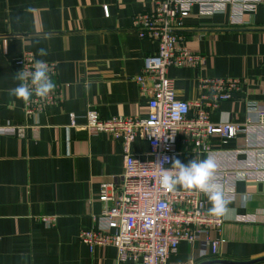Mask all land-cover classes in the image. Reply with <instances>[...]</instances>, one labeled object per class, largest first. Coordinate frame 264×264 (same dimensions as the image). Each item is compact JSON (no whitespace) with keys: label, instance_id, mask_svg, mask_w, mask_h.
I'll return each instance as SVG.
<instances>
[{"label":"crops","instance_id":"0c3cea01","mask_svg":"<svg viewBox=\"0 0 264 264\" xmlns=\"http://www.w3.org/2000/svg\"><path fill=\"white\" fill-rule=\"evenodd\" d=\"M158 1L0 0V125L27 124L22 136L0 135V264H120L115 247L91 248L79 237L81 230L97 225L94 215L103 210L101 184L124 171L121 140L84 128L85 115L91 108L104 119L148 117L151 95L136 77L158 45L139 36L134 17ZM248 3L236 11L241 20L233 24L228 13H202L195 6L179 31L186 47L202 54L205 63L168 70L177 98L196 101L202 94L201 76L244 82L240 93L212 113L213 121L243 123L248 115L256 121L245 103L264 104V0ZM40 48L48 55L39 56ZM24 52L57 64L60 104L37 118H27L23 101L9 96L19 83L15 60ZM250 136L260 142L262 127L253 126ZM213 140L218 144L217 137ZM244 140L241 135L228 147ZM149 151L146 140L136 139L130 146L132 154L142 157ZM179 151L184 163L207 158L191 154L187 144H179ZM259 159L264 163L263 154ZM235 189L223 229L214 233L222 239L219 252L182 242L169 264L264 258V181H238ZM241 194L249 197L244 207ZM42 215L56 216V223H43ZM252 264H264V259Z\"/></svg>","mask_w":264,"mask_h":264},{"label":"built area","instance_id":"2783aa9c","mask_svg":"<svg viewBox=\"0 0 264 264\" xmlns=\"http://www.w3.org/2000/svg\"><path fill=\"white\" fill-rule=\"evenodd\" d=\"M248 0H159L153 8L138 13L134 26L143 39L156 41V54L144 58L142 73L136 81L143 91L151 95L147 118L129 119L111 117L104 119L97 109L89 108L84 128L95 133L109 132L121 140L124 151V171L101 184L99 200L101 213L94 215L95 227L79 233L81 241L89 247L95 245L115 247L120 264H169L182 242L200 243L203 249L219 252L221 232L226 217L209 213L206 195L195 189L176 186L169 190L160 183L163 168H171L170 162L157 165L180 154L179 144H187L195 156L211 155L217 162L216 181L226 196L236 199L235 184L238 181L259 179L264 181V104L255 101L245 103L248 114L257 120L234 122L221 118L213 121L211 115L222 103L232 100L243 89V80L237 77H200L201 96L194 102L176 96L174 81L168 76L172 67L201 68L205 57L194 53L184 44L179 31L193 7L202 13H228L230 22L239 23L236 11L248 5ZM108 15V7L104 8ZM236 13V14H235ZM244 23V22H243ZM36 61L32 52H24L15 60L19 71L32 70ZM55 89L46 99L33 96L23 102L27 118H37L40 113L60 104V88L56 83L57 64L46 62ZM72 124L76 116L71 114ZM255 125L263 129V138L254 142L250 136ZM27 124L0 125V135L22 136ZM245 136L244 143L231 148L234 140ZM219 139L218 144L213 138ZM136 139L146 140L150 151L147 157L132 154L130 146ZM250 151V153H248ZM246 153L247 159L240 155ZM47 225H54L57 217L42 215ZM249 222V219H241Z\"/></svg>","mask_w":264,"mask_h":264},{"label":"clouds","instance_id":"9594fccd","mask_svg":"<svg viewBox=\"0 0 264 264\" xmlns=\"http://www.w3.org/2000/svg\"><path fill=\"white\" fill-rule=\"evenodd\" d=\"M38 55L47 56L48 51L40 48ZM14 78L19 83L9 90V96L24 103L30 102L33 96L46 99L55 89L49 75V67L43 60H36L32 70L23 68L15 73ZM165 162H170L171 168H163L161 172L160 183L164 188L172 190L179 185L185 189L198 190L207 196L211 204L210 214L216 217H225L229 214L233 201L226 196L222 186L216 181L217 162L214 157L209 155L202 160L190 159L187 163L176 157L171 159L164 157L157 165L162 167ZM241 195V206L244 207L249 197L246 194Z\"/></svg>","mask_w":264,"mask_h":264},{"label":"water","instance_id":"95a60500","mask_svg":"<svg viewBox=\"0 0 264 264\" xmlns=\"http://www.w3.org/2000/svg\"><path fill=\"white\" fill-rule=\"evenodd\" d=\"M264 258H262V259H259V260H263ZM259 260H250V261H228V260H226V261H209V262H207V263H205V264H209V263H211V262H216V263H226V264H252V263H255V262H257V261H259Z\"/></svg>","mask_w":264,"mask_h":264}]
</instances>
